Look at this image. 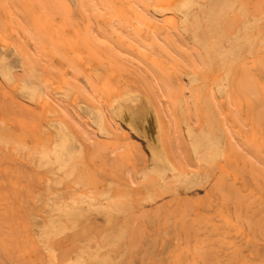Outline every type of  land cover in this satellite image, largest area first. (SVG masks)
Returning a JSON list of instances; mask_svg holds the SVG:
<instances>
[{
  "label": "rangeland",
  "instance_id": "1",
  "mask_svg": "<svg viewBox=\"0 0 264 264\" xmlns=\"http://www.w3.org/2000/svg\"><path fill=\"white\" fill-rule=\"evenodd\" d=\"M0 264H264V0H0Z\"/></svg>",
  "mask_w": 264,
  "mask_h": 264
},
{
  "label": "bare ground",
  "instance_id": "2",
  "mask_svg": "<svg viewBox=\"0 0 264 264\" xmlns=\"http://www.w3.org/2000/svg\"><path fill=\"white\" fill-rule=\"evenodd\" d=\"M67 7V6H66ZM162 80V79H161ZM243 198V197H242ZM255 215V214H254ZM259 223V222H258Z\"/></svg>",
  "mask_w": 264,
  "mask_h": 264
}]
</instances>
